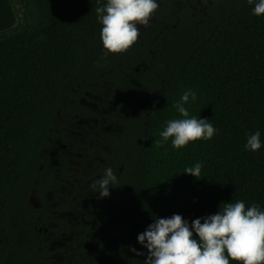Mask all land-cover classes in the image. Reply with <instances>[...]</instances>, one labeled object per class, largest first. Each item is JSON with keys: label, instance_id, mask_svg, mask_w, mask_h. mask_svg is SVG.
I'll list each match as a JSON object with an SVG mask.
<instances>
[{"label": "trees", "instance_id": "obj_1", "mask_svg": "<svg viewBox=\"0 0 264 264\" xmlns=\"http://www.w3.org/2000/svg\"><path fill=\"white\" fill-rule=\"evenodd\" d=\"M15 2L21 16L0 32V264L47 263L37 228L54 219L49 198L62 179L76 186L72 177L82 178L94 155L103 159L96 179L110 166L119 183L105 198L91 189L78 208L71 264H145L137 237L156 218L179 214L191 224L240 200L264 210V14H253L256 0H157L138 43L107 56L96 14L106 0ZM188 90L197 97L185 104L190 117L209 120L216 134L180 149L171 138L157 143L167 121L182 118L173 105ZM89 95L100 97L114 128L103 134L107 149L82 147L76 174L52 142L66 141ZM257 131L261 148L247 150ZM197 162L200 179L184 173ZM31 189L42 207L24 213Z\"/></svg>", "mask_w": 264, "mask_h": 264}, {"label": "clouds", "instance_id": "obj_2", "mask_svg": "<svg viewBox=\"0 0 264 264\" xmlns=\"http://www.w3.org/2000/svg\"><path fill=\"white\" fill-rule=\"evenodd\" d=\"M253 4L254 0H247ZM159 9L157 0H106L96 8L98 21L103 27L100 38L108 54L122 55L131 49L140 36V26L147 27ZM253 14H264V0H256ZM196 100V93L188 90L173 106L180 114L177 119L167 121L160 132L161 141L171 138L172 147L180 149L189 142L210 140L217 129L207 119L189 115L185 104ZM260 132L250 134L245 148L253 152L261 148ZM203 164L195 163L184 173L201 178ZM119 183L112 167L104 169L103 175L90 185L99 198L109 197V189ZM203 220V223L201 222ZM195 233V236H194ZM138 242L147 249L145 264H264V210L253 204L246 207L240 200L223 203L216 214L197 218L191 224L179 214L167 218H156ZM136 255H144L135 248Z\"/></svg>", "mask_w": 264, "mask_h": 264}, {"label": "rangeland", "instance_id": "obj_3", "mask_svg": "<svg viewBox=\"0 0 264 264\" xmlns=\"http://www.w3.org/2000/svg\"><path fill=\"white\" fill-rule=\"evenodd\" d=\"M14 7V8H13ZM21 16V9L15 0H0V32L8 31L13 28ZM101 99L99 96H87L82 98L80 106L82 107V115L76 117L69 124V130H67L66 141L61 145H57V139H53V149L60 148L62 152L69 159L72 170L77 173L80 166L78 161L79 154L82 151V147L89 145L96 152L98 149H107L103 134H107L113 131V126L106 123L105 111L100 106ZM102 163V159L96 155L92 156L87 161L86 168L82 170L83 177L77 178L76 186H73L71 182H68L62 177L64 185L59 187V196L50 197L51 206H61L63 197H73V205H69L66 210L59 212L60 219L67 222L70 226L79 220L80 213L78 208H82L83 204L89 201L91 187L90 185L96 179V173L94 172ZM40 202L37 200L34 190L31 189L27 195L25 204L21 207V210L25 212L32 211L33 208H39ZM58 214V215H59ZM57 219V218H56ZM57 255V254H56ZM54 254V257L56 256Z\"/></svg>", "mask_w": 264, "mask_h": 264}, {"label": "flooded vegetation", "instance_id": "obj_4", "mask_svg": "<svg viewBox=\"0 0 264 264\" xmlns=\"http://www.w3.org/2000/svg\"><path fill=\"white\" fill-rule=\"evenodd\" d=\"M80 166L79 168L77 167L78 170H80ZM75 173L77 174L76 171ZM64 180L71 182L67 179ZM72 181L76 182L77 177H72ZM41 207L42 206L38 209ZM57 208L58 206L56 207L55 205L50 206V214L54 217V219L49 218L46 225H41L37 228V232L42 236L49 252L48 261L44 264H71V258L68 256V253L71 249L72 238L78 226V220L73 224V226H70L67 222L60 219L59 212L62 210H58ZM54 254L57 255L54 257Z\"/></svg>", "mask_w": 264, "mask_h": 264}]
</instances>
